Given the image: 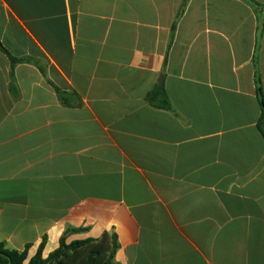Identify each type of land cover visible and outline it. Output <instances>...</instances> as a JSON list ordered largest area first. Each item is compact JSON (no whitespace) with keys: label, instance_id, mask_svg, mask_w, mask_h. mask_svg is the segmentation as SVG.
Here are the masks:
<instances>
[{"label":"crops","instance_id":"crops-1","mask_svg":"<svg viewBox=\"0 0 264 264\" xmlns=\"http://www.w3.org/2000/svg\"><path fill=\"white\" fill-rule=\"evenodd\" d=\"M183 1L0 0L1 47L42 68L0 49V238L24 264L67 227L113 231L116 264H264V0Z\"/></svg>","mask_w":264,"mask_h":264},{"label":"trees","instance_id":"trees-1","mask_svg":"<svg viewBox=\"0 0 264 264\" xmlns=\"http://www.w3.org/2000/svg\"><path fill=\"white\" fill-rule=\"evenodd\" d=\"M185 1L186 0L183 2ZM261 7L264 8V6ZM181 11L182 8L179 10L178 15ZM173 29L174 27H172L171 31H173ZM0 49L7 55L11 67L19 63H26L33 65L42 71L40 65L33 59L14 58L4 48H2L1 45ZM12 92L15 93L14 90H12ZM256 96L260 107V118L257 126L261 134L264 135V130L261 128V125L264 124V95H262L258 73H256ZM60 98L62 99V96ZM146 100L152 107L163 110L171 109L162 81H160L147 95ZM63 102L67 103L65 100H63ZM87 229L88 228L67 227L60 236L58 247L45 259L41 256L46 242V237L44 236L35 255L28 261L27 264H116L114 257L115 252L118 249V243L116 235L113 231L103 232L99 239H86L66 244L68 236L80 232H86ZM29 247L30 245H26L23 250H15L9 247L5 240L0 238V264H24Z\"/></svg>","mask_w":264,"mask_h":264},{"label":"water","instance_id":"water-1","mask_svg":"<svg viewBox=\"0 0 264 264\" xmlns=\"http://www.w3.org/2000/svg\"><path fill=\"white\" fill-rule=\"evenodd\" d=\"M262 130H264V124L261 125Z\"/></svg>","mask_w":264,"mask_h":264}]
</instances>
